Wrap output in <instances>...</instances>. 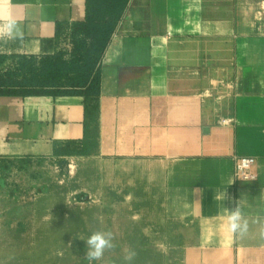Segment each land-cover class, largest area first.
<instances>
[{
  "label": "crops",
  "instance_id": "crops-1",
  "mask_svg": "<svg viewBox=\"0 0 264 264\" xmlns=\"http://www.w3.org/2000/svg\"><path fill=\"white\" fill-rule=\"evenodd\" d=\"M0 13L23 33L0 39V54L49 55L85 20L86 0H7ZM100 74L94 115L79 95H0V159L55 157L91 132L100 155L123 154L139 171L142 194L210 234L209 248L248 251V264H261L264 0H130ZM241 156L256 158V180L236 181ZM237 201L251 224L242 240L228 231Z\"/></svg>",
  "mask_w": 264,
  "mask_h": 264
},
{
  "label": "rangeland",
  "instance_id": "rangeland-1",
  "mask_svg": "<svg viewBox=\"0 0 264 264\" xmlns=\"http://www.w3.org/2000/svg\"><path fill=\"white\" fill-rule=\"evenodd\" d=\"M75 152L0 160V264H88L84 240L97 230L111 231L115 247L93 264H125L126 247L137 252L133 264L250 261L248 251L209 248L210 234L168 216L157 194L141 193L123 154L100 155L96 139Z\"/></svg>",
  "mask_w": 264,
  "mask_h": 264
},
{
  "label": "trees",
  "instance_id": "trees-1",
  "mask_svg": "<svg viewBox=\"0 0 264 264\" xmlns=\"http://www.w3.org/2000/svg\"><path fill=\"white\" fill-rule=\"evenodd\" d=\"M129 2L86 0L85 20L69 26L57 42L54 54H0V95H79L85 98L94 115L100 96V64ZM64 39L73 43L69 53L60 49ZM94 139L90 132L83 143L59 145L55 157L66 159Z\"/></svg>",
  "mask_w": 264,
  "mask_h": 264
},
{
  "label": "clouds",
  "instance_id": "clouds-1",
  "mask_svg": "<svg viewBox=\"0 0 264 264\" xmlns=\"http://www.w3.org/2000/svg\"><path fill=\"white\" fill-rule=\"evenodd\" d=\"M7 0H0V5L6 4ZM23 33L20 29L19 22L11 14L4 15L0 13V39H22ZM228 231L237 239H244L251 230L250 221L242 212L241 201L235 202L231 209L226 208ZM259 225V238L264 240V218L255 221ZM114 236L111 231L97 230L93 231L90 236L84 240L86 243L85 259L88 264L102 261L106 251L112 250ZM123 260L125 264H133L137 252L131 247L124 250Z\"/></svg>",
  "mask_w": 264,
  "mask_h": 264
},
{
  "label": "built area",
  "instance_id": "built-area-1",
  "mask_svg": "<svg viewBox=\"0 0 264 264\" xmlns=\"http://www.w3.org/2000/svg\"><path fill=\"white\" fill-rule=\"evenodd\" d=\"M257 160L254 157L241 156L235 158L234 176L238 182L254 181L257 179Z\"/></svg>",
  "mask_w": 264,
  "mask_h": 264
}]
</instances>
